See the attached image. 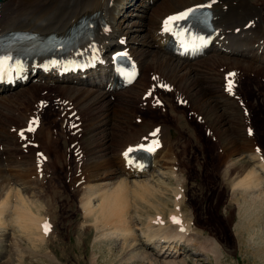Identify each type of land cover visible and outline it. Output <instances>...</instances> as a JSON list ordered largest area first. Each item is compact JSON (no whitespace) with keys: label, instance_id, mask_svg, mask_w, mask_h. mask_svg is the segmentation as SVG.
<instances>
[{"label":"bare ground","instance_id":"bare-ground-1","mask_svg":"<svg viewBox=\"0 0 264 264\" xmlns=\"http://www.w3.org/2000/svg\"><path fill=\"white\" fill-rule=\"evenodd\" d=\"M205 1L207 0H0V38L10 32L36 33L37 38L31 40L32 42H27L25 44L27 47L44 40L51 33L63 34L84 15L89 16L95 13V19L98 20L99 26L96 29L94 49L98 50L103 57V67L100 68L99 61L87 54V49L94 40L83 41L81 38L78 46L65 60L67 63L76 62L77 71H80V73L68 76L61 70L62 65L44 68L42 60L29 59L22 69L40 72L41 75L38 78L40 82L33 83L34 77L28 83L15 88L0 87V222L8 217L11 218L9 214L13 212L14 208L16 213L17 210L18 212L22 210V213H20L23 214L26 222L27 220L31 221L33 202L38 197L33 196L34 198L31 199V196L34 195L32 190L38 189L40 183L45 184L46 179H49V174H51L50 176L54 175L57 165H59V168L63 167L65 159L67 169L69 165H71L70 168H74L72 176L70 171L65 170L67 171V177L71 180H69L71 187L75 185V188L83 192L81 194L82 198H86L84 201H88L89 207L95 206L96 212L99 208H103L101 209L102 213L104 207L107 208L108 203L106 201L108 199L109 201L115 200V196L119 198L122 194L121 190L131 192L132 187L134 191L141 189L131 195L136 200V197L142 194L141 192L145 193L147 191L150 184L157 187L158 182L155 180L157 174L172 173L174 163L177 162V155L174 151L177 131L174 128H178L175 125L172 126L170 122L172 118L168 116L171 113L174 114L177 123H183L181 125L184 128L188 125L183 121L185 118L183 119L180 114L191 111L196 119L209 126L204 130L208 136H214L212 138L219 140L222 150L219 158L221 162H226L227 172L237 167V163L233 159L234 156H236L235 158L240 165L245 166L247 164L245 161L247 157L249 161H253V166L247 165L248 169L242 177H238L240 174H238L239 169H237L235 177L231 178L233 180L237 179L238 182L235 185L232 183L233 189L231 190H236L237 185H239L242 189L241 193H250L255 189L258 193V188L264 186V163L259 161L260 154L255 149L258 144L252 143V139L256 135L250 137L247 134V128L244 127L249 123V119L243 112L244 106L228 95L224 84L228 72H235L236 74L240 72L239 74L246 75L249 71H256L259 76L261 75L264 78V0H219L215 3L213 6L217 31L211 33L208 37L203 36L193 40L194 43L201 42L202 45H208L210 50L205 58L193 61L168 53L166 45L174 34L163 26L165 17L177 10ZM132 14L135 15V18L141 16V21H133L131 19ZM101 20H104V24L100 23ZM248 22H254L255 26L245 28ZM237 28L240 30L239 32H235ZM127 46L130 47L132 54L139 63L140 75L136 82L125 90L113 92V86L116 84L111 69L114 66L113 54L123 51ZM13 54H19V52L13 50ZM82 61H85V63ZM93 62H96L95 67L90 65ZM147 70L150 72L149 78L146 77ZM247 78L249 79V77ZM259 80H262V78ZM154 85V93L149 97H145V94L149 93ZM158 85L162 87H158ZM168 85L170 86L169 90L166 88ZM18 87H21V89L9 95L11 91ZM42 89H50L56 93L45 96L40 94ZM257 90L259 92V89ZM262 93L264 95V92ZM53 94H55L54 99ZM114 94L117 95L118 100H121L119 104L109 99ZM118 95H121V98ZM257 98L255 97V100ZM158 99H164L168 104L167 106H169L167 112L162 113L163 115L161 112L158 113L161 120L163 118L167 119L164 120L167 122L162 126V129L161 120H155L154 117L150 116V110L155 111L153 115H158L156 114L157 111L166 107L164 102L162 105L157 106ZM182 99H187L188 104L180 106L181 109L178 108L177 101ZM42 100L46 103L51 101L52 108L55 107L57 110L55 117L59 115L58 118H53L52 109L43 108L41 105ZM130 104H133L134 107H131ZM252 104L254 105L255 101ZM135 106L136 109L137 106L146 107L141 110L144 109V111L150 112L146 115L143 114L142 121L139 124L131 122L132 116L137 115L133 113H138L137 110H134ZM188 106L189 109L186 108ZM207 114L214 117L216 126H227L226 130L231 127L232 130L234 126H238L236 128L240 129L237 132L240 133V137L238 135L234 136L235 138L230 137L228 143H224V138L217 128L208 124V118L213 119L211 115L208 116ZM237 116H241V125L236 122L235 118ZM48 119L53 120V123L59 121L58 124H55V126L59 125L61 130H59L61 136H59L58 142L62 140L65 143L69 140L64 149L65 159L63 161L58 159L59 164L57 163L56 166L48 151L49 149L52 150L50 147L54 146L53 130L50 131L49 129ZM196 119L193 118L194 123H197ZM35 123H40V127L37 130L30 131L29 129L33 128ZM9 125L11 126L8 127ZM259 125L261 124L259 123ZM189 126V128H193V125L189 124ZM12 127H16V131L10 130ZM76 129H78V135H75ZM110 130L111 132H109ZM89 132H92L95 143V147H91V150H94L95 153H101L102 156L96 162L95 160H86L88 148L83 144L85 141L83 136ZM152 132H155V135ZM43 135L44 137L41 138ZM160 136L163 141L159 144L158 150H155L153 161L152 158L147 160L143 154L139 153L128 157L124 155L129 147ZM64 138L66 141L63 140ZM24 143L27 144L28 150L23 149ZM31 143L36 145L33 146ZM114 144L115 147L113 148ZM117 146L120 148L118 152H116ZM71 147L73 148L71 149L73 159L69 157ZM216 148L217 145L215 150ZM59 153V151L55 152L57 155ZM111 153L113 155L109 157ZM70 160H73L75 164L73 167ZM156 166H159V168L157 169ZM100 170L103 171L99 172ZM10 177L14 179V181H11L12 183ZM115 177L118 179L115 180ZM97 179L102 181L98 182ZM42 189L45 190V186ZM42 189L39 192L45 193ZM176 192L178 194L179 189ZM28 194L31 195L30 198ZM253 195L255 198L256 195ZM121 198H123V194ZM95 199L99 202L95 203ZM144 199H141V201ZM138 200L137 202H139ZM47 202H49L48 199ZM149 202L147 200L148 204H150ZM93 211L92 213H94ZM179 212L180 209L178 211L177 208L175 213H170L171 216H169L168 222L165 221L164 217H157L156 221V216L149 218V222L152 224L150 225L156 232L151 233L152 236L147 235V244L156 245L160 242L163 253L167 251V253H176L178 245L187 242V240L189 243L191 235L195 232H192L193 228L190 226L189 221H186L185 216L183 218L182 215H179ZM157 213V215H161L162 212ZM19 214L17 213L16 216L18 217ZM175 216L179 217L180 223L173 222ZM46 219L48 217L42 216L39 223H43ZM33 220L35 219L33 218ZM122 221V218L119 219L120 224L124 223ZM154 221L155 225L153 224ZM4 224H6V221ZM172 229L173 231H170ZM161 230L163 235L157 238L160 235L158 232ZM124 231L126 232V229L120 231L119 235L121 237L125 233ZM156 240H158L157 243Z\"/></svg>","mask_w":264,"mask_h":264},{"label":"rangeland","instance_id":"rangeland-1","mask_svg":"<svg viewBox=\"0 0 264 264\" xmlns=\"http://www.w3.org/2000/svg\"><path fill=\"white\" fill-rule=\"evenodd\" d=\"M126 15L125 13V16ZM132 16L131 19H133V21H141V16L137 18H135L134 14H132ZM257 74L256 71H249L246 73L247 76L245 75V82L243 81V83L247 84L254 92H251L246 86L249 90L247 92V89L244 88L243 94H249V97L247 96L249 101H251V104L255 101L254 105L259 109V106L264 104V98H261L264 97L262 93L264 92V78ZM146 77H150V72L148 70L146 71ZM247 77H249V79ZM261 78L262 80L258 81V79ZM257 89H259V92ZM119 91H123V89ZM41 92L40 94L45 96L56 93L50 89H42ZM251 95L254 96L252 97ZM54 96L55 94L52 95L53 99ZM120 96L121 95H118V97ZM255 97H258L256 99L258 104ZM109 99L116 104H119L121 101L118 100L119 98H116V100L114 96L109 97ZM163 102L166 104L164 106L168 109L169 106H167V102L165 100ZM130 106L134 107L133 104H130ZM142 108L143 107L137 106L136 109L135 106L134 110H137L138 113H133L137 115L132 116V123H141L143 114L146 115L150 112V116L154 117L155 120H161V116L158 113L161 112V114H164V112H167V109H160L156 113L159 115L158 116L153 115L155 111L153 112L150 110V112H148L144 111V109L141 110ZM178 108L181 107L179 106ZM186 108L189 109V107ZM52 116L53 118L56 116V110L54 109ZM180 116L183 119L185 118L183 121L186 125L189 126V124H191L193 128H189L190 126L184 128L181 125L183 123H177L175 121L173 113L169 114L168 117L174 120L171 119L170 121L172 126L175 125L178 128H174V130L177 131L176 135L178 134L177 136L175 135L174 147V151L177 155V162L174 163L176 166H174L175 172L157 174V177H155V180L158 182L157 187L150 184L147 188V191L150 193L147 191L145 193L141 192V197L138 195L136 200H134V198H132L134 196L131 195L132 193L139 192L141 189L134 191L132 187L131 189L133 192L132 190L131 192L121 190L123 198H121V194L119 197L120 199L117 198V196H115V200L109 201L108 199L106 201L108 204L105 202L107 208H105L106 206L104 204L102 205L105 207L99 206L104 207V210H102L104 213H101V209L103 208L97 210L99 213L96 212L92 202L90 204L93 208H91L92 206L89 207L88 201H84L86 198H82L81 196L83 192L75 188V185L71 187V180L67 177V171H70L72 176L74 168H70L71 165H69L67 169L66 159L64 157V149L69 140L66 141L64 138L63 140L66 141L65 143H63L62 140L58 142V138L61 136V130L59 129V125L55 126V124H58L59 121L53 123V120L48 119L49 128L54 130L55 128L57 129L53 136L54 146L50 147L52 150L49 149L48 151L52 159H54L55 166L57 163L59 164L58 159L62 161L65 159L63 161V167L59 168V165H57L54 175L50 176L51 174H49V179H46V183L44 182L46 185L40 183L39 188L37 187L38 189L32 190L34 195L31 196L28 194L29 198L31 196V199L38 196L34 199L35 201L37 200V202L34 201L32 207V214L34 216L32 215L30 219L33 222L30 220L26 222L25 217L21 214L22 210L20 211L21 213L17 210V213L21 214H19L20 216L18 215V218L15 208L13 212L9 214L11 218L8 217V220L4 219V222H0V264H264V188L258 189V193L255 189L256 191L252 190L250 193L247 192L248 194L241 193L242 189H240L239 185H237L238 188L236 190H231L233 189L232 186L238 182L237 179H232L235 177L234 175H236L237 169H239L238 174H240L238 177H242L243 174L246 173L247 167L252 165L253 161H249L247 157L245 159L247 164L245 166L243 164L240 165L234 156L233 159H235L237 167L227 172V164L225 169L220 163L221 160L219 155L215 154V143H212L213 140L205 132V128L209 126L207 124H203L202 126L201 124L194 123L196 118L192 114V111L182 115L180 114ZM55 118H58V115ZM255 118L254 121L258 124L257 130L260 137L263 139L264 115L256 116ZM208 119V124L217 128L220 135L223 136L224 143L227 144L229 139L235 138L234 136L238 135L240 137V133H237L240 129L238 130L236 128L238 126H234L232 130V127L226 130L227 126L219 127L214 124L213 116V120H211V117ZM235 119L239 125L237 117ZM164 120L167 119L163 118L161 120V122H164H162L163 124L167 122ZM260 120L263 121L262 125H259ZM10 126L11 125L8 127ZM10 130L16 131V127H12ZM109 132H111V130ZM192 134L193 136H191ZM195 134H200L197 135L199 138ZM201 135L203 136L201 137ZM43 137L44 135L41 136V138ZM83 137L85 140L83 144L88 148L86 160H95L96 162L101 159V153H95L94 150H91V147H95L92 132L85 134ZM114 147L115 144L113 148ZM117 148L116 152L120 149L118 146ZM23 149L28 150L29 148H24L23 146ZM56 151L60 153L57 155L55 154ZM112 155V153L109 154V157H112ZM70 163L72 167L75 165L73 160H70ZM159 166L161 167V165ZM159 166H157V169ZM102 171L103 170H100L99 172ZM10 178V182L14 181L12 177ZM114 179L117 180L118 178L115 177ZM97 180L98 182L102 181L99 179ZM43 185L45 186V190L42 189L44 187ZM41 189L45 191V193L42 192V194L39 192ZM178 189L179 192H181L180 194L178 193L179 196L176 192ZM236 191L238 192L235 193ZM51 193L53 194L52 196L50 195ZM253 194L256 195L255 198ZM47 199L49 202H47ZM141 199L144 200L141 201ZM146 199L150 201V204L147 203ZM95 200L97 201H95V203L99 202L97 199ZM137 200L139 202H137ZM179 203L182 204L179 205L181 207V213L185 216L186 221H189L190 226L193 228L192 232L195 233L191 235V238L188 237L190 238L189 243L187 240V242H182V247L181 245L177 246L176 253H167L168 251L163 253L160 242L157 243L158 240H156V245L152 243L147 244V235L156 232L151 226L152 224L149 222V218H154V216L158 214L157 212H162L160 214L164 215L163 217L165 219L171 216L169 214L173 210V213L176 212V205ZM92 211L94 213H92ZM181 213L179 212L178 214L181 215ZM42 216H46L48 219L50 218V223L52 222L50 232L45 234L41 231L42 223H39ZM120 217L123 219V224H120L121 221L119 222V219H121ZM33 218L35 220H33ZM124 219L127 222H125ZM5 221L6 224H4ZM165 221L168 222L169 219H165ZM120 229H126V232L129 234L124 231L125 233L121 237L119 233L122 230ZM173 229L170 231H173ZM158 233L160 235H158V237L156 236L157 238L163 235L162 230ZM164 235L166 234L164 233ZM212 246L214 247L212 248ZM196 249L199 253H196ZM211 250L215 251L212 252Z\"/></svg>","mask_w":264,"mask_h":264},{"label":"snow or ice","instance_id":"snow-or-ice-1","mask_svg":"<svg viewBox=\"0 0 264 264\" xmlns=\"http://www.w3.org/2000/svg\"><path fill=\"white\" fill-rule=\"evenodd\" d=\"M195 11H196L195 9H191L188 12H185V13L180 14L178 16L170 17L168 23H172L173 21L185 19L186 17L189 16V14L191 12H195ZM10 60H11V57L10 56L0 57V69H3L4 66L7 65ZM230 75H234V74H230ZM228 87H229V89L232 87V82L231 81H229ZM29 130L30 131H34L35 129L34 128H30ZM153 135H155V133H153ZM157 147H159L158 142H154L152 145H148V146L142 144V145L137 146L136 148H129L124 153V155L126 157H128V156H130L131 153H133L135 151H139V150H144V151H147V152H154ZM175 222L180 223L181 221L178 220V219H176ZM48 231H50V226L49 225H46L45 226V232H48Z\"/></svg>","mask_w":264,"mask_h":264}]
</instances>
